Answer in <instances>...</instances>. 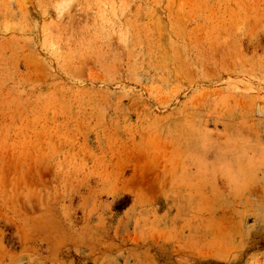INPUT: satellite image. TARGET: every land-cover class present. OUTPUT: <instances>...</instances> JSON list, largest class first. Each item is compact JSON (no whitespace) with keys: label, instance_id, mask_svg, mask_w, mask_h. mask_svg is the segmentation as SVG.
I'll return each mask as SVG.
<instances>
[{"label":"rangeland","instance_id":"1","mask_svg":"<svg viewBox=\"0 0 264 264\" xmlns=\"http://www.w3.org/2000/svg\"><path fill=\"white\" fill-rule=\"evenodd\" d=\"M0 264H264V0H0Z\"/></svg>","mask_w":264,"mask_h":264},{"label":"trees","instance_id":"2","mask_svg":"<svg viewBox=\"0 0 264 264\" xmlns=\"http://www.w3.org/2000/svg\"><path fill=\"white\" fill-rule=\"evenodd\" d=\"M127 198V197H126ZM125 204V202L123 201V200H120V201H118L117 203H116V205H115V209L117 210V211H119V210H121V208H122V206Z\"/></svg>","mask_w":264,"mask_h":264}]
</instances>
